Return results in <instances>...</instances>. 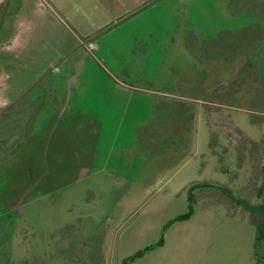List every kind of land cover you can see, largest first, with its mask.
Wrapping results in <instances>:
<instances>
[{
    "label": "rangeland",
    "instance_id": "obj_1",
    "mask_svg": "<svg viewBox=\"0 0 264 264\" xmlns=\"http://www.w3.org/2000/svg\"><path fill=\"white\" fill-rule=\"evenodd\" d=\"M110 2L0 51V264H264V0Z\"/></svg>",
    "mask_w": 264,
    "mask_h": 264
},
{
    "label": "crops",
    "instance_id": "obj_2",
    "mask_svg": "<svg viewBox=\"0 0 264 264\" xmlns=\"http://www.w3.org/2000/svg\"><path fill=\"white\" fill-rule=\"evenodd\" d=\"M29 1L0 0V26L3 27V23L7 19L10 22L9 26L12 27V33L9 34V38L3 41L0 39V51L19 54L26 52L29 47L30 34L27 35V32L24 31L31 21L28 16L29 14L25 12L26 7L28 9L30 7ZM155 2L156 0H111L110 3H113V5L117 4L119 7L130 3L134 9L138 10L144 7V5Z\"/></svg>",
    "mask_w": 264,
    "mask_h": 264
},
{
    "label": "trees",
    "instance_id": "obj_3",
    "mask_svg": "<svg viewBox=\"0 0 264 264\" xmlns=\"http://www.w3.org/2000/svg\"><path fill=\"white\" fill-rule=\"evenodd\" d=\"M259 196L264 197V168H263V183L259 188ZM245 207H248L251 212L264 214V203L256 206H251L247 201L242 200ZM257 237H256V250L257 256H259L261 251V243L264 240V220L256 224ZM259 259V258H258ZM259 262V260H258Z\"/></svg>",
    "mask_w": 264,
    "mask_h": 264
}]
</instances>
